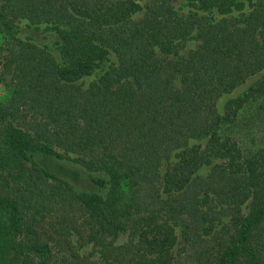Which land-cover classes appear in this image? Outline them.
Listing matches in <instances>:
<instances>
[{
  "label": "trees",
  "instance_id": "1",
  "mask_svg": "<svg viewBox=\"0 0 264 264\" xmlns=\"http://www.w3.org/2000/svg\"><path fill=\"white\" fill-rule=\"evenodd\" d=\"M142 1L123 14L95 0H0L2 76L17 80L8 113L25 127L2 134L0 170L20 180L19 193L0 191L10 230L0 264H264V147L249 141L264 132V76L219 106L264 72V0ZM49 178L63 190L46 196ZM55 196L74 210L59 239L43 230L53 202L42 199ZM209 199L233 211L220 229ZM122 232L129 241L117 246ZM70 234L99 257L77 252Z\"/></svg>",
  "mask_w": 264,
  "mask_h": 264
},
{
  "label": "rangeland",
  "instance_id": "2",
  "mask_svg": "<svg viewBox=\"0 0 264 264\" xmlns=\"http://www.w3.org/2000/svg\"><path fill=\"white\" fill-rule=\"evenodd\" d=\"M117 1L119 4H113L111 0H95V4L91 5L92 7L96 8L99 12L103 11L105 12L106 10H115V12L123 13V14H128L129 10L127 9L130 4L137 5V2L139 1L141 4H143L142 0H114ZM175 9L178 11L180 16H187L189 12L191 11V8L176 2L174 3ZM192 12V11H191ZM193 13V12H192ZM141 14L139 13L138 15L135 14L133 15L134 19H137ZM17 29L16 33L17 35L22 38V40L26 41L27 40V35H29L30 31L28 27L30 26L29 22L26 20H20L17 24ZM36 42H41V43H46L48 40L43 39L42 37H39L36 35ZM5 43L3 35L0 36V47ZM186 49L178 51V54L176 53L172 55L170 58H175L179 56V54L185 52ZM1 55L9 56L11 53L7 50H1L0 51ZM1 59V58H0ZM6 65L4 64V61L0 60V145L2 144V134L4 133V130L6 127L9 126H16L24 129L25 127L23 120L19 119H14L11 114L8 113V107L10 104H12V95L14 93V86L17 84V80L12 78L11 75H6V78H3V74L7 72L6 70ZM264 76V72H261L251 78H249L242 86H240L238 89L233 91L231 94L226 95L221 101L219 102L220 109L224 108L225 104L232 100L236 99L240 96H242L246 91L249 90L250 87H252L255 83H257L262 77ZM14 79V80H13ZM94 81V77H88L84 78L81 80L78 84H81L84 88L88 87L92 82ZM15 106L19 107V111H25L30 104H23L21 103H14ZM24 127V128H23ZM264 132L262 133H256L252 134L249 136V141H250V147L253 152H258L261 147H264ZM208 141L207 137L203 138H197L193 139L189 142V147L190 146H205ZM181 151V150H180ZM180 151L175 152L170 160H166L163 163V167L161 169L162 174H165L167 168L172 165L177 160V155ZM67 170V167L65 168ZM209 168L203 169L201 171V174H206L209 173L210 170ZM81 172L79 171H73L72 172V181L75 185L78 187H81L83 189L87 188V182L84 177V175L80 174ZM4 175V178L0 180V191L3 196L11 195L12 193H19L18 189V182L20 179L13 175H8L5 171L0 170V176ZM49 182V183H48ZM40 187L43 189V191L46 193V196H49V193L54 190H60L62 191L63 188L56 183V181L52 179H42V181L39 182ZM58 184V185H57ZM55 195V194H54ZM20 196V195H18ZM51 196V195H50ZM51 199L53 202V205L51 207L52 211V218L46 219L45 223H43V230L47 234L46 237H52L54 236L55 239H59V232L55 230V228H59V231L62 227H65V223L69 220H67L66 217V212H71V215H74V210H71L69 207L65 208L62 202H60V199L58 196H55L53 198H48V199H42L43 201ZM211 205H217V207H214V211H216V214L213 215V220L212 223L214 227H217L220 229V227L225 224L230 218V215H232L233 211L229 209L226 205H223L219 202H216V200H211L209 199V202L207 206ZM247 206V205H245ZM29 213L25 215L26 219H29ZM52 224V225H51ZM9 223H8V215L6 212L0 210V237L4 236L6 237V241L10 237V230H9ZM53 227V228H52ZM176 234L178 237V243L177 247L175 248V251H180L181 247L184 245V240L181 234V229L179 226H176ZM60 233L64 234V231ZM45 237V236H44ZM69 238L72 241V244L77 252H79L81 255L86 256V255H94L96 258L99 257L100 250L98 246H93L92 244L89 245H82L81 242H79L78 237L75 236L74 234H70ZM130 235L129 232H122L119 234L118 239L115 241V244L117 246H121L126 244L129 241ZM0 243L6 247V243H3L1 240ZM7 246H10V243H7Z\"/></svg>",
  "mask_w": 264,
  "mask_h": 264
}]
</instances>
